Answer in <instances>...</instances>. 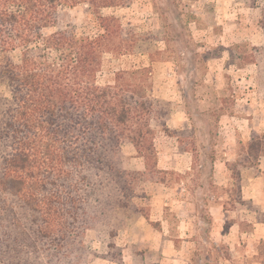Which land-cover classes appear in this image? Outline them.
<instances>
[{"label": "trees", "instance_id": "16d2710c", "mask_svg": "<svg viewBox=\"0 0 264 264\" xmlns=\"http://www.w3.org/2000/svg\"><path fill=\"white\" fill-rule=\"evenodd\" d=\"M130 2L0 0V264H88L98 255L86 243L89 229L112 238L142 212L124 144L145 171L168 173L155 140L158 130L173 133L170 102L153 95L151 66L106 67L108 55L139 51L140 35L100 12ZM80 3L92 15L90 32L68 22L66 9ZM244 150L240 162L256 165L264 131Z\"/></svg>", "mask_w": 264, "mask_h": 264}, {"label": "rangeland", "instance_id": "374dc122", "mask_svg": "<svg viewBox=\"0 0 264 264\" xmlns=\"http://www.w3.org/2000/svg\"><path fill=\"white\" fill-rule=\"evenodd\" d=\"M256 5L132 0L100 10L140 35L138 52L108 55L106 67L150 65L151 91L170 102L173 133L158 130L155 140L166 174L145 171L136 149L123 145L142 212L112 238L89 229L86 243L98 255L88 264H264V157L254 166L240 162L253 132L264 131V32ZM66 11L78 32H90L87 5Z\"/></svg>", "mask_w": 264, "mask_h": 264}, {"label": "crops", "instance_id": "0c3cea01", "mask_svg": "<svg viewBox=\"0 0 264 264\" xmlns=\"http://www.w3.org/2000/svg\"><path fill=\"white\" fill-rule=\"evenodd\" d=\"M259 2H260V0H259ZM259 2L257 3V5H256V9H259L260 11H262V8H263V6H259ZM263 30V29H262ZM250 140V139H249ZM260 157H264V156H260ZM259 161H260V158H259ZM258 161V162H259ZM244 194V193H243ZM251 197V196H250ZM89 264H91V261L89 262Z\"/></svg>", "mask_w": 264, "mask_h": 264}]
</instances>
